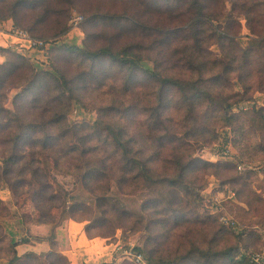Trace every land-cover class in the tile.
Returning a JSON list of instances; mask_svg holds the SVG:
<instances>
[{
    "label": "rangeland",
    "instance_id": "1",
    "mask_svg": "<svg viewBox=\"0 0 264 264\" xmlns=\"http://www.w3.org/2000/svg\"><path fill=\"white\" fill-rule=\"evenodd\" d=\"M19 1L0 0V28L7 32L10 30L12 32L13 29L24 30L31 38L43 41L44 45L31 47L25 41L8 45L28 58L25 64L29 66L24 64V68H15L9 76L3 72L0 94H5V106L14 109L16 94L22 90V94L26 95L30 76L42 77L43 82H52V85L58 86L51 76L59 75L66 79L69 82L68 87L72 88L73 96L67 95V101L62 110L67 113V122L92 125L102 120L103 124L112 123L117 127H124L127 138L131 136L139 139L141 144H145L142 137L144 132L141 135V130L142 122L149 115L147 108L153 110L156 107L160 90L165 96L174 99L173 91L163 90L157 80L148 77L146 70H159L163 74L174 71L176 74L178 61L184 62L192 56H197L193 51V47H197L196 42L189 30L182 44L177 43L170 33L171 28L189 25L192 11L196 10L192 1L21 0L18 3ZM259 1L264 2L263 0H243L245 7H240V3L235 5L236 0H226V4L202 0L201 5L205 6L208 14L218 19V24L224 29L247 35L250 32L249 24L258 33L264 32V3L259 4ZM241 13L245 15L240 16ZM7 22L10 26L6 27ZM248 39L244 36L241 41L246 43ZM209 43L210 40H207L203 46ZM105 48L119 54L121 58L132 60L141 67L131 72L115 60L105 57L107 59L94 61L87 53L99 52ZM212 48L216 49V47ZM8 56H11V60L15 59L14 54ZM3 61H5L4 57ZM252 81L253 88L245 94L250 99L235 105L234 111L239 112L245 109L250 111L264 105V70L252 77ZM222 84L225 92L231 87L227 82ZM60 88L65 87L60 85ZM235 89L242 88L237 86L232 91ZM55 95L54 89H49L44 98L48 100ZM63 98H66V95H63ZM236 101L237 97L231 99V102ZM18 102L22 103L23 100ZM205 105L208 106V103ZM206 106L200 108L199 112L211 110L210 106L207 108ZM186 108L179 110L174 102L171 105L165 102L164 106H160L165 116H172V119H178V121L184 119ZM219 113H224V110L221 109ZM247 116L248 114L243 118L247 119ZM246 119L243 120L246 123L244 139L237 137L225 124L218 125V136H214L211 132H199L197 135L192 133L185 136L186 130L194 123L192 118L182 120L179 126H176L175 120L167 121V129L157 127L152 131L155 147L162 141L174 142L165 135V132L169 131L182 136L187 152H193L195 157L209 162L218 163L222 160L237 165L235 170L224 171L220 168L221 166L199 164L194 174L187 179L191 192H188L186 188L178 193L175 192V196V193L166 195L167 192H164L161 187L155 186L151 190L145 187L137 189L135 196H128L129 198L123 201L126 206L131 207L133 204L140 210L143 204H147L149 197L155 198L157 203L154 208L158 211L154 216L157 222L152 236L156 238L154 248H161L165 251L164 255L174 253L178 248L183 249L184 245L189 247L193 242L203 244L207 228H215L217 224L225 227L223 238L218 240L221 245H232L238 242L242 252L248 254L250 259L255 253L264 255V128H261L260 124L252 125ZM145 129L149 132L151 128ZM80 162L83 167L87 165L82 159ZM174 172L175 166L172 165L169 173L175 175ZM235 172L241 177H238L239 182L228 180V177ZM52 175L64 188L71 189L78 184L80 189L83 188V191L89 194L84 185L77 181L78 176L71 171L54 169ZM0 184H4L0 186L2 200L0 236L5 234L6 222H8L6 219L8 220L7 217L10 215L21 216L23 213L31 212L33 213L31 219H39L40 212L36 210V205L28 193L22 190L16 193L10 184ZM110 185L112 191L120 193L121 190L115 187L117 184L113 180L110 181ZM173 197L176 203L170 211H166L169 206L167 203H158V200H168ZM4 205L10 209L9 215L4 210ZM61 214V211H53L55 220L63 223L58 227L57 235L61 234L66 238L67 222L70 220H67V216L62 218ZM27 215L24 216L25 220L30 219ZM107 220L106 227L93 232H112L115 228V232L109 237L98 236L111 243L113 251L108 260L97 264H118L125 259V256L134 259L138 255L141 259L137 261L136 258V262L146 264L144 254L137 253L133 248L138 245L147 246L151 242L148 232L144 229L136 231L123 229L121 224L125 219L121 216L115 218V215H112ZM87 222L88 220L82 223L87 224ZM8 223V229L9 226H15L16 230L18 229L17 233L21 236L19 230L21 226L17 228L15 221L10 219ZM29 224V230L34 234L46 236L51 233L50 225ZM233 228H236V232L245 230L242 238L232 231ZM20 229L24 230L22 234L27 231L23 226ZM35 239L38 240V238ZM9 246V236L7 239L0 240V264H6L12 256V252L8 251ZM59 249L60 247L56 248L57 251ZM48 251L41 253L46 254ZM58 252L62 253L61 249ZM31 260L28 262L32 264H73L68 257L59 256L44 255L40 257V260Z\"/></svg>",
    "mask_w": 264,
    "mask_h": 264
},
{
    "label": "trees",
    "instance_id": "2",
    "mask_svg": "<svg viewBox=\"0 0 264 264\" xmlns=\"http://www.w3.org/2000/svg\"><path fill=\"white\" fill-rule=\"evenodd\" d=\"M191 1L196 10L192 11L189 25L171 28L170 33L177 43L182 44L189 30L196 42L197 47H193V51L197 56H192L184 62L178 61L176 74L174 71L163 74L159 70H146L148 77L157 80L163 90L173 91L174 101L160 90L156 107L153 110L147 108L149 115L142 122L141 130V135L144 132L142 137L145 144H141L137 138L131 136L127 138L124 127H117L112 123L103 124L102 120L92 125L67 122V113L62 110L67 95L73 96L72 88L68 87L69 82L59 75L51 76L58 86L52 85V82H43L42 77L30 76L26 95L22 94L21 90L15 96L14 109L5 106V94H0V183L10 184L16 193L19 190L28 193L36 205V210L40 212L39 219H31V215L33 217L31 212L23 213L21 216L10 215V217L8 216L10 209L4 205V210L8 214L6 221L14 220L17 228L23 226L27 230L22 234L24 230L19 227L21 233L19 236L18 229L16 230L15 226H9L8 229L9 223L6 222L5 234L0 236L2 239H7L9 236L8 251L12 252V256L6 264H32L28 262L30 259L40 260L44 255L67 258L58 252L60 249L56 250L57 247L59 248L57 234L61 224L53 215V211L56 210L61 211L62 218L67 216V220L76 222L88 220L87 224H84V231L89 238L111 236L115 228L112 232L105 233H96L93 230L106 227L107 219L112 215H115V218L121 216L125 219L121 224L123 229L133 231L144 229L148 232L151 242L147 246L138 245L133 249L137 253L144 254L146 264H253L248 254L242 252L238 242L232 245H221L218 242L223 238L225 230V227L219 224L215 228H207L203 244L193 242L189 247L184 245L183 249L178 248L174 253L164 255L165 251L161 248H154L156 238L152 236L157 222L154 216L158 211L154 208L157 203L155 198L149 197L147 204H143L140 210L133 204L131 207L123 204L128 196H135L139 188L146 187L151 190L155 186L161 187L167 192L166 195L178 193L186 188L191 192L187 179L200 165L221 166L224 171L235 170L237 165L231 162L222 160L218 163L209 162L195 157L193 152H187L182 136L176 133L165 132V135L174 142L162 141L155 147L152 131L157 127L167 129V121L175 120L176 126H179L182 120L192 118L194 123L186 130L185 136L192 133L197 135L199 132H211L214 136H218V125L225 124L237 137L243 138L246 124L243 121L246 117L243 116L247 114L246 121L252 125L260 124L261 128H264V105L250 111L247 109L234 111L235 105L250 99L245 94L253 88L252 77L264 70V32L258 33L251 24L248 25L250 33L247 35L229 32L218 24V19L206 12L205 6L201 5L202 0ZM213 1L216 4H226V0ZM20 2L21 0L18 3ZM234 3L235 5L240 3V7H245L243 0H236ZM244 15L240 14V16ZM239 25L241 26L240 20ZM244 36L249 38L246 43L241 41ZM207 40H210V43L203 46ZM0 52L5 59L0 63L1 82L3 72L9 76L15 68H24L28 58L13 47H1ZM87 53L94 61L107 58L115 60L131 72L141 67L130 59L112 53L108 48ZM9 54H14L15 59L11 60ZM223 82L231 85L227 92L223 88ZM60 85L65 88L61 89ZM237 86L242 89L232 91ZM49 89H54L56 95L45 100L44 95ZM63 95H66V98H63ZM235 97L237 101L231 102ZM18 100L23 102L20 103ZM165 102L170 105L174 102L179 110L187 107L184 119L178 121L172 119V116H165L160 110V106H164ZM205 103H208L211 110L199 112L200 108L206 106ZM221 109L224 110L222 114L219 113ZM148 127L151 128L149 132L145 129ZM187 143L189 144L188 141ZM81 159L86 162L85 167L81 166ZM172 165L175 166V175L169 173ZM54 169L69 170L77 175V181L84 185L89 194L87 195L83 188L80 189L78 184L71 189L64 188L52 175ZM83 169L85 170L81 174ZM160 170L161 172H158ZM238 177L241 178L235 172L228 177V180L239 182ZM111 180L117 184L115 187L121 190L120 193L111 190ZM2 185L4 184H0ZM159 202L169 205L166 211L173 209L176 203L174 197L158 200ZM25 215L30 219L25 220ZM29 223L50 225L51 233L46 236L34 234L29 230ZM232 231L238 233L240 238L245 232V230L236 232V228ZM35 238L48 241L50 250L46 254H38L34 251L19 254L18 245L29 243ZM56 253L58 254L55 255ZM118 264L139 263L136 262V258L125 256V259Z\"/></svg>",
    "mask_w": 264,
    "mask_h": 264
},
{
    "label": "crops",
    "instance_id": "3",
    "mask_svg": "<svg viewBox=\"0 0 264 264\" xmlns=\"http://www.w3.org/2000/svg\"><path fill=\"white\" fill-rule=\"evenodd\" d=\"M7 26H10L8 22L6 27ZM21 41L27 42L12 34L11 30L7 32L0 28V48L18 44ZM2 59L3 56L0 52V63ZM66 235V238L61 236V234L58 236V245L62 253L66 255L73 264H97L100 261L108 260L112 255L111 251H113V249H111V243H108L107 240L101 237L89 238L84 231V224L82 222L73 220L67 222ZM50 248L48 241L32 239L29 243L18 245L17 250L19 254L28 251L41 253L50 250Z\"/></svg>",
    "mask_w": 264,
    "mask_h": 264
},
{
    "label": "built area",
    "instance_id": "4",
    "mask_svg": "<svg viewBox=\"0 0 264 264\" xmlns=\"http://www.w3.org/2000/svg\"><path fill=\"white\" fill-rule=\"evenodd\" d=\"M12 34L26 40L31 47H39V46L44 45L43 41L31 38L30 36H28V34L24 30L13 29ZM140 257H141L140 255L136 256L137 261H140V259H141ZM251 262L253 264H264V255H261L259 253L252 254L251 255Z\"/></svg>",
    "mask_w": 264,
    "mask_h": 264
}]
</instances>
